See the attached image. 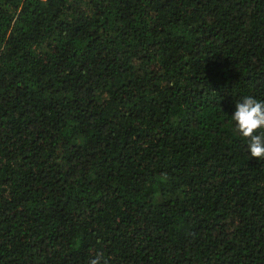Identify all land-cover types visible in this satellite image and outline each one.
I'll return each mask as SVG.
<instances>
[{
  "label": "trees",
  "instance_id": "1",
  "mask_svg": "<svg viewBox=\"0 0 264 264\" xmlns=\"http://www.w3.org/2000/svg\"><path fill=\"white\" fill-rule=\"evenodd\" d=\"M244 96L264 0H0V264H264Z\"/></svg>",
  "mask_w": 264,
  "mask_h": 264
},
{
  "label": "clouds",
  "instance_id": "2",
  "mask_svg": "<svg viewBox=\"0 0 264 264\" xmlns=\"http://www.w3.org/2000/svg\"><path fill=\"white\" fill-rule=\"evenodd\" d=\"M235 122V131L247 140V149L251 157L264 160V101L252 96H244L235 103V111L231 115ZM259 132V134H257ZM88 264H108L102 252H98Z\"/></svg>",
  "mask_w": 264,
  "mask_h": 264
}]
</instances>
